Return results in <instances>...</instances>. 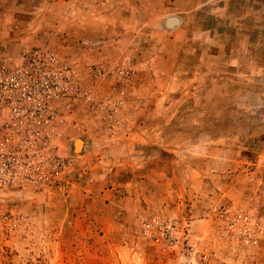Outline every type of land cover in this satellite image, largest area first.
<instances>
[{
    "label": "rangeland",
    "instance_id": "1",
    "mask_svg": "<svg viewBox=\"0 0 264 264\" xmlns=\"http://www.w3.org/2000/svg\"><path fill=\"white\" fill-rule=\"evenodd\" d=\"M225 3L0 0L39 164L0 191V264H264V0Z\"/></svg>",
    "mask_w": 264,
    "mask_h": 264
},
{
    "label": "built area",
    "instance_id": "2",
    "mask_svg": "<svg viewBox=\"0 0 264 264\" xmlns=\"http://www.w3.org/2000/svg\"><path fill=\"white\" fill-rule=\"evenodd\" d=\"M14 83L13 80L0 79V85L5 89L0 90V111L7 114L6 120L0 124V191L23 185L28 181L29 170L39 166H29V157L23 149L26 140L21 136L22 131L16 132L23 126L28 128V123L22 117L18 119L15 116L22 114L23 101L34 94L28 92L26 87L12 91L10 88L14 87ZM55 173L59 174V170L55 169Z\"/></svg>",
    "mask_w": 264,
    "mask_h": 264
},
{
    "label": "crops",
    "instance_id": "3",
    "mask_svg": "<svg viewBox=\"0 0 264 264\" xmlns=\"http://www.w3.org/2000/svg\"><path fill=\"white\" fill-rule=\"evenodd\" d=\"M226 1H230V0H219L220 4H219V9H221V13L224 15H230L231 13L233 14V11L236 10L237 5H235V7H233V5H227L225 2ZM226 6V7H225ZM235 8V9H232ZM183 22V20L181 18L178 17V22L173 26L174 28L181 24Z\"/></svg>",
    "mask_w": 264,
    "mask_h": 264
},
{
    "label": "water",
    "instance_id": "4",
    "mask_svg": "<svg viewBox=\"0 0 264 264\" xmlns=\"http://www.w3.org/2000/svg\"><path fill=\"white\" fill-rule=\"evenodd\" d=\"M177 22H178V19L176 17H173L172 15L167 17L168 25L173 27Z\"/></svg>",
    "mask_w": 264,
    "mask_h": 264
},
{
    "label": "bare ground",
    "instance_id": "5",
    "mask_svg": "<svg viewBox=\"0 0 264 264\" xmlns=\"http://www.w3.org/2000/svg\"><path fill=\"white\" fill-rule=\"evenodd\" d=\"M78 144H79V142H78Z\"/></svg>",
    "mask_w": 264,
    "mask_h": 264
}]
</instances>
